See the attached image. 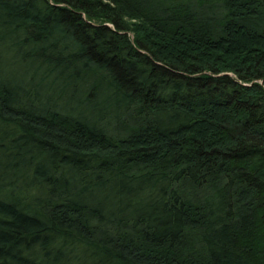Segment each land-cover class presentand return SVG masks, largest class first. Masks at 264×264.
<instances>
[{"label":"trees","instance_id":"1","mask_svg":"<svg viewBox=\"0 0 264 264\" xmlns=\"http://www.w3.org/2000/svg\"><path fill=\"white\" fill-rule=\"evenodd\" d=\"M0 264H264V0H0Z\"/></svg>","mask_w":264,"mask_h":264}]
</instances>
